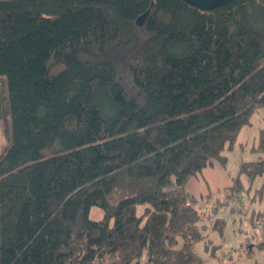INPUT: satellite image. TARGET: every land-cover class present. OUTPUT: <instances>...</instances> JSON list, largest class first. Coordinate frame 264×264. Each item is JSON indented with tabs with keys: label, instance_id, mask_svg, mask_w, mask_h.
<instances>
[{
	"label": "trees",
	"instance_id": "16d2710c",
	"mask_svg": "<svg viewBox=\"0 0 264 264\" xmlns=\"http://www.w3.org/2000/svg\"><path fill=\"white\" fill-rule=\"evenodd\" d=\"M0 77V264H197L186 184L264 109V0H0Z\"/></svg>",
	"mask_w": 264,
	"mask_h": 264
},
{
	"label": "rangeland",
	"instance_id": "374dc122",
	"mask_svg": "<svg viewBox=\"0 0 264 264\" xmlns=\"http://www.w3.org/2000/svg\"><path fill=\"white\" fill-rule=\"evenodd\" d=\"M9 124L6 83L0 77V157L9 146ZM261 130L264 131V109L252 114L232 149L224 150V165L214 162L186 184L197 213L199 238L192 246L197 264H264V206L257 190L262 178L249 182L244 173H239L242 162L258 159L259 152L253 148ZM237 176L244 190L231 194L229 188ZM100 217L97 208L90 210V219Z\"/></svg>",
	"mask_w": 264,
	"mask_h": 264
},
{
	"label": "water",
	"instance_id": "95a60500",
	"mask_svg": "<svg viewBox=\"0 0 264 264\" xmlns=\"http://www.w3.org/2000/svg\"><path fill=\"white\" fill-rule=\"evenodd\" d=\"M182 1L202 11H209L221 5L225 0H182ZM145 17H146V13L139 16L136 19V24L141 26L144 22Z\"/></svg>",
	"mask_w": 264,
	"mask_h": 264
}]
</instances>
